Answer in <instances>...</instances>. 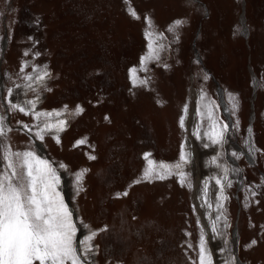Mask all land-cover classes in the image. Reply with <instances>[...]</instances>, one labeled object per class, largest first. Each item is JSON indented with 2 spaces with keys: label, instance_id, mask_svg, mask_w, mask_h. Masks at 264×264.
Segmentation results:
<instances>
[{
  "label": "rangeland",
  "instance_id": "rangeland-1",
  "mask_svg": "<svg viewBox=\"0 0 264 264\" xmlns=\"http://www.w3.org/2000/svg\"><path fill=\"white\" fill-rule=\"evenodd\" d=\"M0 117L56 170L87 264H199L202 236L211 264H264V0H0Z\"/></svg>",
  "mask_w": 264,
  "mask_h": 264
},
{
  "label": "snow or ice",
  "instance_id": "snow-or-ice-1",
  "mask_svg": "<svg viewBox=\"0 0 264 264\" xmlns=\"http://www.w3.org/2000/svg\"><path fill=\"white\" fill-rule=\"evenodd\" d=\"M137 17L135 11L130 13ZM183 21L177 20L169 28L174 31L181 26ZM149 27L151 20L148 19ZM159 33L145 32L148 39L149 55L141 58V70H147V63L158 59L159 43L156 37ZM137 69H130L133 85H144L145 79L139 78ZM207 79V77H205ZM13 107H16L13 105ZM235 103L233 108H235ZM24 112V108H19ZM82 109L77 107V113ZM39 115L47 114H37ZM64 121L55 125L62 129ZM183 125V118H181ZM53 125L45 124V128ZM226 127V126H225ZM5 135L4 117H0V137ZM42 138L41 133L37 132ZM214 142H220L222 133H216ZM79 141L78 143H84ZM145 154L148 167L144 171L145 179H165L172 173V166L165 162H156L148 159ZM95 159V157H89ZM0 159L3 166L0 168V264H87V256L78 254L76 246V226L73 223L72 212L65 204L60 192L57 191L59 177L56 170L45 159H41L32 151L13 152L8 145H0ZM185 157L182 154L181 160ZM17 161L19 164L17 165ZM17 167L21 171H17ZM61 167H64L61 165ZM180 169L181 165H175ZM76 174L77 185L83 180L84 172ZM139 181H137L138 183ZM219 183V181H217ZM120 195L119 193L117 194ZM127 195V192L123 193ZM215 230V229H213ZM95 236L93 232L83 242V252L91 254V240ZM255 243V241H253ZM199 264H211V257L207 255L204 247V239L201 237Z\"/></svg>",
  "mask_w": 264,
  "mask_h": 264
},
{
  "label": "bare ground",
  "instance_id": "bare-ground-1",
  "mask_svg": "<svg viewBox=\"0 0 264 264\" xmlns=\"http://www.w3.org/2000/svg\"><path fill=\"white\" fill-rule=\"evenodd\" d=\"M190 99H191L192 103L190 104V107H189V110H188V113H187V119H188L187 123H188V128L189 129H190V123L192 121L193 113L195 112V103H194L195 97L193 96ZM223 112L224 113L226 112L225 111V107L223 108ZM39 150H41V148H39ZM193 156L196 159V150H195V148H193ZM197 171H196V174H195V185H194L195 186V192H194V195H193V201H194L195 207L197 208V211L199 212L201 220H202L204 226L206 227V224L203 221V216H202L201 212L199 211V206L200 205L198 206V200H197L198 188H199V183H200L199 176H198L199 174L197 173ZM67 205H68V203H67Z\"/></svg>",
  "mask_w": 264,
  "mask_h": 264
},
{
  "label": "water",
  "instance_id": "water-1",
  "mask_svg": "<svg viewBox=\"0 0 264 264\" xmlns=\"http://www.w3.org/2000/svg\"><path fill=\"white\" fill-rule=\"evenodd\" d=\"M242 9H243V3H242ZM241 20H242V23H243V15H242V13H241ZM217 93H218V96H219V102H220V106H221V108L223 109L225 106H224V104H223V102H222V99H221V93H220V90L219 89H217ZM224 115L227 117V114H226V112L224 113ZM228 128H229V121H228ZM233 161V160H232ZM234 162V161H233ZM239 185H237V187H238Z\"/></svg>",
  "mask_w": 264,
  "mask_h": 264
}]
</instances>
